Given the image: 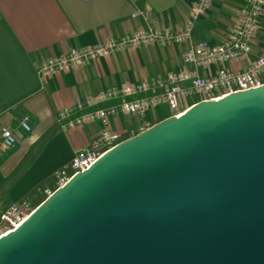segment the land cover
<instances>
[{"label": "water", "instance_id": "water-1", "mask_svg": "<svg viewBox=\"0 0 264 264\" xmlns=\"http://www.w3.org/2000/svg\"><path fill=\"white\" fill-rule=\"evenodd\" d=\"M0 264H264V82L106 148L0 236Z\"/></svg>", "mask_w": 264, "mask_h": 264}, {"label": "crops", "instance_id": "crops-1", "mask_svg": "<svg viewBox=\"0 0 264 264\" xmlns=\"http://www.w3.org/2000/svg\"><path fill=\"white\" fill-rule=\"evenodd\" d=\"M195 0H0V128L17 127L27 118L30 129L16 144L0 148V216L20 200H36L45 187H52L54 172L67 164L79 148L97 140L99 119L68 126L78 114L97 107H114L108 126L119 140L173 113L165 102L149 107L144 114L120 108L121 97L105 98L77 107L80 100L127 83H137L170 71L197 69L202 75L220 67L242 70L264 49V9L259 15L252 48L237 60L195 66L183 53L187 40L142 43L98 56L68 69L40 75L37 66L48 57L72 46L119 37L139 28L176 29L188 18ZM244 0H211L196 19L193 40L221 41ZM136 8L148 9L151 18L133 16ZM221 89H219L220 93ZM160 92L159 87L140 90L130 98ZM200 92L184 96L181 108L202 99ZM65 107L70 115L60 116Z\"/></svg>", "mask_w": 264, "mask_h": 264}, {"label": "built area", "instance_id": "built-area-1", "mask_svg": "<svg viewBox=\"0 0 264 264\" xmlns=\"http://www.w3.org/2000/svg\"><path fill=\"white\" fill-rule=\"evenodd\" d=\"M211 0H195L190 6L186 23L176 29H156L152 26L127 32L119 37H110L92 44L72 46L66 52L48 57L40 62L37 71L45 75L58 69H68L72 65L83 64L91 58L104 56L127 47L142 43H169L187 40L189 45L183 53L186 62L200 66L210 62H226L237 60L252 48V42L258 28L259 15L264 9V0H244L239 6L230 29L219 42L208 39L193 40L192 31L196 19L205 11ZM151 12L145 8H136L133 16L139 15L144 19L151 18ZM264 82V49L242 70H231L220 67L218 71L202 75L195 69H183L167 72L164 75L137 83H127L114 88H108L98 94L88 96L77 103L92 105L105 98L121 97L120 108L127 112L144 114L154 104L165 102L178 114L181 101L189 93L200 92L203 98L219 97L235 89H246ZM150 87H159L160 92L142 98H130L132 94ZM219 89H221L219 93ZM114 107H97L82 114L73 116L68 126L82 124L88 120L99 119L102 127L93 145L79 148L67 164H63L54 172V184H63L73 174L86 169L106 148L119 140V135L108 126V116L115 112ZM72 107L60 110V116L70 115ZM30 129L27 118H22L17 127L8 125L0 128V148L13 147L24 131ZM47 195L52 191L45 189ZM35 208L29 200H20L7 206L0 216V236L17 227Z\"/></svg>", "mask_w": 264, "mask_h": 264}, {"label": "rangeland", "instance_id": "rangeland-1", "mask_svg": "<svg viewBox=\"0 0 264 264\" xmlns=\"http://www.w3.org/2000/svg\"><path fill=\"white\" fill-rule=\"evenodd\" d=\"M56 187V184H54L53 183V185H52V187H45L44 189H43V194L42 195H40V197H38L36 200H29L33 205H37L44 197H46V195H47V192H46V188H50V189H54Z\"/></svg>", "mask_w": 264, "mask_h": 264}]
</instances>
